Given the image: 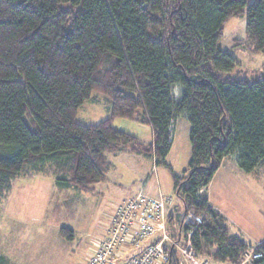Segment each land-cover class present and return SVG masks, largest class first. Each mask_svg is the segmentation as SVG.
<instances>
[{
    "label": "trees",
    "instance_id": "trees-1",
    "mask_svg": "<svg viewBox=\"0 0 264 264\" xmlns=\"http://www.w3.org/2000/svg\"><path fill=\"white\" fill-rule=\"evenodd\" d=\"M242 16L244 43L264 53V0H0V197L47 162L60 167L59 186L89 190L106 179L110 154L131 146L170 170L195 218L183 228L195 251L241 264L252 247L201 190L225 157L246 173L264 164V75H231L239 62L220 47ZM94 92L107 97L109 117L85 125L78 113ZM181 116L191 125L186 176L165 162ZM118 117L148 123L154 141L115 127ZM60 234L73 238L67 226ZM253 251L263 257L252 264H264V240ZM178 263L172 251L168 264Z\"/></svg>",
    "mask_w": 264,
    "mask_h": 264
},
{
    "label": "rangeland",
    "instance_id": "rangeland-1",
    "mask_svg": "<svg viewBox=\"0 0 264 264\" xmlns=\"http://www.w3.org/2000/svg\"><path fill=\"white\" fill-rule=\"evenodd\" d=\"M245 29L246 16L231 18L220 47L239 62L229 73L251 81L264 75V53L252 52L246 46ZM180 90L179 86L173 87L175 99L180 98ZM108 117L109 101L98 92L93 93L78 114L79 121L85 125L96 124ZM138 122L118 117L113 125L140 136L145 131ZM190 126L187 116H181L175 122V142L179 144L171 148L165 160L172 163L178 174L188 166L191 158ZM114 153L110 155L114 166L109 169L107 179L95 183L89 190L59 186L55 178L57 174L64 175L55 162H47L41 170L27 169L16 177L12 188L0 197V256L4 258V264H82L97 239L106 233L109 214L114 207L135 196L148 181L151 190H143L145 194L156 195L160 188L164 194L175 198L176 215H172L170 221L171 224L175 222V230L180 227L187 216L183 202L174 190L169 169L159 165L154 172L151 161L131 146ZM3 154L0 149V157ZM140 157L146 160L144 166L140 164ZM234 157L231 156V160ZM154 161L156 163L157 159ZM232 173L226 167L217 182L210 186L208 195L229 213L232 229H237L255 244L264 239V164L252 174L240 175L239 180L233 179ZM203 190L201 193L205 195ZM190 219L195 223L192 214ZM63 226L73 230L72 239L60 234ZM247 259L245 254L243 261Z\"/></svg>",
    "mask_w": 264,
    "mask_h": 264
},
{
    "label": "built area",
    "instance_id": "built-area-1",
    "mask_svg": "<svg viewBox=\"0 0 264 264\" xmlns=\"http://www.w3.org/2000/svg\"><path fill=\"white\" fill-rule=\"evenodd\" d=\"M173 210L174 198L162 191L156 195L139 193L116 205L109 214L106 233L97 239L82 264H168L172 251L179 254L178 264H210L195 251L191 232L187 236L183 233L184 224L193 222L190 214L175 230L170 221ZM246 256V262L252 263L263 254L249 251Z\"/></svg>",
    "mask_w": 264,
    "mask_h": 264
},
{
    "label": "crops",
    "instance_id": "crops-1",
    "mask_svg": "<svg viewBox=\"0 0 264 264\" xmlns=\"http://www.w3.org/2000/svg\"><path fill=\"white\" fill-rule=\"evenodd\" d=\"M79 114V113H78ZM180 118V117H179ZM178 118V119H179ZM177 119V120H178ZM79 120V119H78ZM176 120V121H177ZM140 122V121H139ZM138 122V123H139ZM83 123V122H82ZM84 124V123H83ZM139 127L142 129V130H144L145 131V134H142V135H140V136H136V135H134V136H136L139 140H140V142L143 144V145H145V144H149V143H152L153 141H154V133H153V129H152V127L148 124V123H143V122H140L139 123ZM190 129H191V126H190ZM190 129H189V135H190ZM175 124H174V137H173V143H172V149H173V147L175 148V145H176V143H178L179 144V142H175ZM190 138V137H189ZM190 146H191V143H190ZM172 149H171V151H172ZM138 151H139V153H141L142 154V157H146L147 159H149L150 161H151V163H152V169H153V171L155 172L156 171V169H157V167H158V165L155 163V161H154V156H148L147 154H145L141 149L139 150L138 149ZM171 151H170V153H171ZM170 153L166 156V158H165V160L167 161V159H168V157H169V155H170ZM111 154H113V153H111ZM110 154V155H111ZM114 156H115V153L113 154ZM231 156H228V157H225L224 158V160L222 161V164H221V166H220V168L218 169V171L216 172V174L214 175V177H213V179H212V181L210 182V184L206 187V188H204V190L203 191H205V195L208 197V199H209V201H210V203L212 204V206H214L221 214H223L225 217H226V219H227V224H228V226H229V228L237 235V236H239V237H241L248 245H250L252 248H251V250H250V252H254L253 251V248L255 247V246H257V245H259L260 243H262L263 242V240L264 239H262V240H260V241H258L257 243H255V244H252L251 242H250V240L249 239H247V237L246 236H244L240 231H238L237 229H232V227L230 226V221L232 220L231 219V216L229 215V213L226 211V209H223L222 207H220V205H218V204H216V203H214V201H213V197L212 196H209L208 195V190H209V188H210V186L211 185H214L213 183H215V182H217V180H218V178H219V176L221 175V173L224 171V169L227 167L228 169H230V170H232L233 171V179H236V180H239L238 178H240V175H244L246 172H244V171H242V169L239 167V165H238V162H237V160H236V157H234L233 158V160H231V158H230ZM110 159H111V157H110ZM142 159V160H141ZM111 161V167L110 168H112L114 165H113V160L111 159L110 160ZM140 161H141V163L140 164H142L143 166L146 164V160H144L143 158H141L140 157ZM165 161V162H166ZM190 161V160H189ZM228 161H230L228 164L229 165H227V162ZM232 161V162H231ZM167 165H169V166H171L172 167V163H169V162H167L166 163ZM163 166H166V165H163ZM167 167V166H166ZM188 167V166H187ZM187 167L185 168V169H183L182 170V173L181 174H178V173H176L177 175H179V176H183V174L185 173V170L187 169ZM168 168V167H167ZM259 168V167H258ZM257 168V169H258ZM173 169V168H172ZM257 169L255 170V171H257ZM175 169H173V171H174ZM170 171V170H169ZM176 171V170H175ZM174 171V172H175ZM109 172V171H108ZM177 172V171H176ZM253 173V172H252ZM252 173H247V174H252ZM106 179H107V175H106ZM105 179V180H106ZM134 188V187H133ZM135 189V188H134ZM143 190H151V186H150V181H148L147 183H145L144 184V187L143 188H141V189H139L138 190V193L137 194H139V193H145ZM161 191V189L159 188L158 189V192H160ZM136 194V195H137ZM157 194V193H156ZM135 195V196H136ZM135 196H133V197H135ZM133 197H131V198H133ZM131 198H129V199H131ZM129 199H127V200H129ZM124 201H126V200H124ZM123 202V201H122ZM175 206H177V203L175 202V198H174V207ZM172 214H173V216H175L174 214H176V209H174L173 210V212H172ZM173 226L175 225V222L172 224ZM174 229H176V227H174ZM214 252H215V249H211L210 251H209V256H205V258H208V260H209V263L210 264H230V263H225V262H218V261H215L213 258H212V255L214 254ZM198 254V253H197ZM199 255V254H198ZM199 257H200V259L202 258V259H205V258H203L204 256H201V255H199ZM246 264L247 262H245V261H243L241 264ZM248 264H249V262H248Z\"/></svg>",
    "mask_w": 264,
    "mask_h": 264
}]
</instances>
